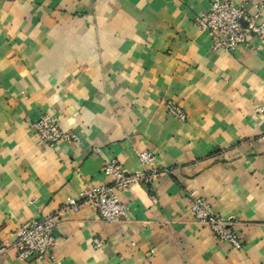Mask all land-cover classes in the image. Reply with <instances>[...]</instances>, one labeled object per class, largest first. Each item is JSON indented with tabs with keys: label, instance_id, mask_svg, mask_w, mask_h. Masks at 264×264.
<instances>
[{
	"label": "crops",
	"instance_id": "0c3cea01",
	"mask_svg": "<svg viewBox=\"0 0 264 264\" xmlns=\"http://www.w3.org/2000/svg\"><path fill=\"white\" fill-rule=\"evenodd\" d=\"M210 2L0 0V264H264V44L213 50L195 22ZM43 114L77 138L44 143ZM141 150L159 173L118 193L122 221L83 205L52 259L17 257L16 229L109 184L112 158L141 171ZM192 193L235 219L242 249L194 220Z\"/></svg>",
	"mask_w": 264,
	"mask_h": 264
},
{
	"label": "built area",
	"instance_id": "2783aa9c",
	"mask_svg": "<svg viewBox=\"0 0 264 264\" xmlns=\"http://www.w3.org/2000/svg\"><path fill=\"white\" fill-rule=\"evenodd\" d=\"M255 12L251 13L247 1L235 3L229 0H211L206 12L195 18L196 25L210 37L213 50L234 51L250 46V38L256 37L264 44V2L254 3ZM169 115L184 121L188 115L173 100L165 101ZM264 114V107L260 109ZM36 137L48 145L60 140H74L76 135L64 131L59 122L50 114H43L32 123ZM264 140V131L262 133ZM138 159L143 169L138 172L126 171L117 158H112L104 165V173L110 177V183L91 187L80 193L77 198H68L67 202L55 211L36 217L15 231L17 257L24 261H37L45 257L53 258L57 245L55 231L58 220L66 211L78 213L83 205L97 209L99 217L107 222L118 223L128 213L127 203L118 198V193L130 190L137 183L152 181L159 173L154 166L155 154L149 150L138 152ZM191 212L194 220L205 225L220 241L227 242L235 249H242V241L235 230L233 217H225L214 212L207 199L191 194ZM103 241L93 239L95 247ZM7 251L0 240V254Z\"/></svg>",
	"mask_w": 264,
	"mask_h": 264
}]
</instances>
